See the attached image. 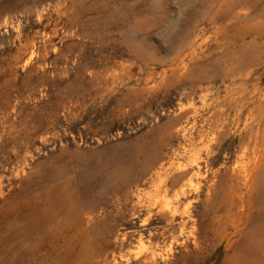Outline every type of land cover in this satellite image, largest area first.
Segmentation results:
<instances>
[{
    "label": "rangeland",
    "instance_id": "rangeland-1",
    "mask_svg": "<svg viewBox=\"0 0 264 264\" xmlns=\"http://www.w3.org/2000/svg\"><path fill=\"white\" fill-rule=\"evenodd\" d=\"M59 253L264 264V0H0V264Z\"/></svg>",
    "mask_w": 264,
    "mask_h": 264
},
{
    "label": "bare ground",
    "instance_id": "bare-ground-1",
    "mask_svg": "<svg viewBox=\"0 0 264 264\" xmlns=\"http://www.w3.org/2000/svg\"><path fill=\"white\" fill-rule=\"evenodd\" d=\"M27 48V47H26ZM17 57V56H16ZM21 57V56H20ZM213 117V116H212ZM215 118H212V119H210L209 121L210 122H216V120H214ZM164 140V139H163ZM163 142V141H162ZM167 142V141H166ZM165 143V142H164ZM166 144H168V142L166 143ZM165 144V145H166ZM244 145V144H243ZM143 146V145H142ZM166 147V146H165ZM163 149H165V148H163ZM188 150V149H187ZM161 151V150H160ZM159 155V154H158ZM161 155V154H160ZM163 157V156H162ZM161 157V158H162ZM178 157H179V152H174V156L172 157V158H170V160H168L167 162H164V163H162L161 165H160V167H158L157 168V170L156 171H154V173L150 176L149 175V172L154 168V169H156L155 168V166L157 165V164H150V165H152L151 166V168L150 167H144V168H142V171H140V173L138 174V175H136L135 177H133L132 178V180L129 182V184L127 185V190H126V198L128 199L131 195H132V193H133V191H135V192H138L139 194H141L142 192H143V190H141L140 189V186H142V185H147V184H150L152 187H163V186H165V187H167V185H168V182H169V175H170V172L172 171V170H174V169H182L183 168V166H184V162H182V161H178L177 159H178ZM156 158H157V156H156ZM161 158H159V159H161ZM158 159V160H159ZM148 166V165H147ZM152 172V171H151ZM182 172V171H181ZM172 174V173H171ZM75 176V175H74ZM122 177V176H121ZM172 177V176H171ZM83 178V177H82ZM81 178V179H82ZM117 178V177H116ZM119 178V177H118ZM74 179H75V177H74ZM79 179V178H78ZM69 181V180H68ZM75 181V180H74ZM79 181V180H78ZM84 181V180H83ZM88 181V180H87ZM72 182V181H71ZM76 183H78V182H76ZM89 184V183H88ZM93 184V183H92ZM67 185V184H66ZM99 185V184H98ZM59 186V185H58ZM63 186H60V194L62 195L63 193H64V190L62 191L61 189H65V187H63ZM67 187H69V186H67ZM66 187V188H67ZM90 187V186H89ZM88 187V188H89ZM78 188V187H77ZM76 188V189H77ZM92 189V188H91ZM90 189V190H91ZM67 190V189H66ZM79 190V189H78ZM89 190V189H88ZM74 191H75V189H74ZM73 191V192H74ZM81 192V191H80ZM91 193V192H90ZM93 193H91V195H92ZM91 195H89V196H91ZM63 196V195H62ZM62 196H60L59 195V199H60V201H61V198H62ZM74 197V196H73ZM77 197V196H76ZM54 198H55V196H54ZM65 199V200H64ZM64 199H63V201H66V203L67 202H70V197L69 196H66V195H64ZM63 211H65L63 208H62V210L60 209L59 210V214H58V218H62V216H64L65 218H67L70 214H72V212H71V209L69 208V209H66V212H63ZM68 212V213H67ZM70 213V214H69ZM69 218V217H68ZM60 227H61V225H60V220H57V224H55V225H53L52 224V222L51 221H49L48 222V224H47V227H46V229H45V233H46V235L47 236H49V235H52V234H54V235H58L59 234V230H60ZM62 255H61V253H59L58 254V256H57V259H58V262L56 263L55 262V264H60V263H62L61 261V259H62ZM68 257V256H67ZM66 260V259H65Z\"/></svg>",
    "mask_w": 264,
    "mask_h": 264
}]
</instances>
